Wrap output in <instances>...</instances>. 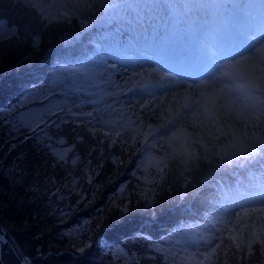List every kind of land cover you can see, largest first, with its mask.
Segmentation results:
<instances>
[{
    "label": "trees",
    "instance_id": "16d2710c",
    "mask_svg": "<svg viewBox=\"0 0 264 264\" xmlns=\"http://www.w3.org/2000/svg\"><path fill=\"white\" fill-rule=\"evenodd\" d=\"M79 2L0 0V23L7 30L0 36L2 260L21 264L26 256L25 264H182L185 257H173L175 239L192 231L193 223L179 214L177 203L194 196V209L204 205L215 195V180L202 182L208 165L181 175L182 168L173 162L157 184L160 175L153 158L161 153H148L137 162L130 157L134 146L123 135L113 143L116 130L127 124L132 137L138 122L121 113L107 126L99 125L96 120L107 118L105 99L90 120L63 114L71 90L85 89L101 70L55 57L62 40L80 27L78 18L91 21L104 8L99 2L91 9L75 7ZM92 41L84 34L58 52L74 59ZM127 160L130 165L125 166ZM244 223L247 240L252 227ZM98 234L103 244L95 241ZM228 237L210 264H264L259 243L248 255L246 246L237 250Z\"/></svg>",
    "mask_w": 264,
    "mask_h": 264
},
{
    "label": "snow or ice",
    "instance_id": "6c2138e0",
    "mask_svg": "<svg viewBox=\"0 0 264 264\" xmlns=\"http://www.w3.org/2000/svg\"><path fill=\"white\" fill-rule=\"evenodd\" d=\"M96 3L97 0H91V2L80 0L75 7L91 9L96 6ZM217 4H219L218 0ZM111 6L116 7L117 5ZM246 39L251 43L243 51L252 53V55L244 57L243 60L250 62L254 71H249L240 77L241 83L238 89L213 87L211 91H208L205 86L196 83L194 86H183V91L172 94L171 99H168L169 93L165 92L161 97H153L152 100L139 104V109L143 110L145 119L159 121L156 124L148 123L145 131V120L137 115L139 123L135 129H132L135 133L132 136L133 142L141 135L145 141L149 137L159 141L161 155L159 158H153L156 171L160 175L159 181H156L157 184L164 181L166 169L173 162L182 168L181 175L184 172L200 169L202 165L211 167L217 164L235 163L238 167H245L258 163L264 167V59H257L255 55L256 45L264 46V38L258 37L255 31H251L246 34ZM220 55L223 58L224 54L220 53ZM241 62L237 60L235 64ZM134 75L138 74L134 73ZM128 83V80L124 81L125 85ZM209 83L205 81L204 85ZM138 84L139 82H134V87ZM237 90L242 91V95L234 99L232 93ZM128 91H133V88H129ZM69 114L80 115V113L71 112ZM87 115L91 117L92 113H87ZM181 122L184 124L182 125ZM178 125L181 126L177 127ZM171 129L176 130L171 131L169 135ZM105 135L109 133L106 132ZM115 135L119 137L121 132L118 131ZM221 140L224 142L220 143ZM58 142L65 143L64 140ZM113 143L116 141L113 140ZM149 146L155 148L157 145L150 144ZM136 150L141 151L139 148ZM59 159L63 160L64 157L61 156ZM259 205V207L243 209L237 213L235 220L216 221L215 223L222 224L224 227L218 229L220 236L213 234L210 240L214 238L220 243L211 247L208 252L187 255L182 264L184 262L186 264H210L224 242L223 234L226 230L229 233L228 238L237 250L246 246L247 254L251 255L253 245L259 243L262 246L261 251L264 252V237L261 236V233H264V223H261L264 221V200H260ZM253 215H255V220L252 221V231L250 237L245 240L243 232L248 225L241 224V220ZM229 223H232L234 227L228 228ZM236 225H239V228H236ZM79 250L84 251L83 248ZM243 258L241 253V259Z\"/></svg>",
    "mask_w": 264,
    "mask_h": 264
},
{
    "label": "rangeland",
    "instance_id": "374dc122",
    "mask_svg": "<svg viewBox=\"0 0 264 264\" xmlns=\"http://www.w3.org/2000/svg\"><path fill=\"white\" fill-rule=\"evenodd\" d=\"M46 1L47 0H39V2L43 4L46 3ZM105 1L111 2L112 0ZM178 9L180 10V7H178ZM163 14H165L164 7H158L157 9L151 8L147 13L143 12L140 17L131 15L122 16L120 14L119 17L122 18L120 24L117 27H111L110 30L104 32L100 37H98V43L96 46L97 48L94 54L96 57L94 61H97L101 65L106 64L105 67L107 68L105 73L99 74V76L106 78L105 81L110 82L112 87H118L117 94L112 95L111 98H115L114 100L118 102V105L123 106L125 110L133 113L135 115V120H137V115H139L141 119H144L145 131L147 130L148 123L156 124L159 123V121L145 119L143 110L139 109V104L152 100L153 97H161L165 92H167V90L165 89L158 92V96H155V94H150L146 97L143 96V92L148 90L143 89V85L152 81L161 82V76L156 72H151L149 70L142 71L144 66H151V69L153 70L156 66L155 62H153V64L150 63L142 65L132 64V67L131 62L133 63V61L137 59L139 53L143 54L144 52L143 47L139 44V42L135 40L136 36H145L149 32L150 28H153L154 33L158 35L165 24V20L162 17ZM6 31V27L2 23H0V36L4 35ZM132 45H134V47ZM90 57L91 55L88 59H90ZM245 65L246 68L248 67L250 71H254L250 63H246ZM157 68L160 69L159 65H157ZM134 73L138 75H134ZM221 74L222 68H216L210 73V75L208 76V80L211 82L217 81V83L212 87H222V85L218 86L220 84L218 82V77ZM125 80L129 81L127 85L124 84ZM134 82H139V84L134 87ZM124 88L127 89L124 90ZM129 88H133V92H135H127ZM181 89L175 88V91L174 89L168 90V93L170 95L174 91L173 94H175L176 92L178 93L183 91V88ZM93 94L94 92H90L88 96ZM76 98L77 96L73 95L66 96V99L68 100L67 102L73 103L70 105L69 112H73L75 110L76 112L87 113L90 105L87 104L85 100L82 103L80 101H76ZM96 98H99L98 94H96ZM113 107L114 105L111 106L110 109H112ZM32 114H35L36 116L37 111L34 110ZM99 123L104 124L103 121H99ZM181 124L183 125L184 122H181ZM180 126L181 125H178L177 127ZM175 130L176 129H171L168 134L170 135L171 131ZM189 130L191 131L190 128ZM129 134L130 132H128V134H126L125 136L127 139H130ZM223 142V140L220 141V143ZM150 144H156L157 146L155 148H152L149 146ZM137 147H139L142 151H150L151 149H155L158 151L160 149L159 141L157 139H153L152 137H149L147 141L143 140L137 143ZM249 189L250 192L248 197L246 198L238 195L235 200L231 202H226L223 199L216 201L215 205H213L211 208L214 210L217 209V213L215 214L217 218H212L211 222L215 225H219V223L215 222L219 220H225L227 218H230V221H232L235 220L237 213H240L243 209L259 207V201L264 200V181L256 183ZM208 213L209 212H206L205 215H207ZM190 216L192 217L193 215ZM252 217L255 219V215H253ZM230 226L234 227L232 223H230ZM208 229L213 230L214 226L210 224L200 226V234L205 235L206 237L204 238L198 240L187 238L189 241L178 242V248L175 252V256L182 258L189 252L198 254L211 246L216 239L210 240L209 238H207L206 234L209 233ZM214 234L216 235L217 232L215 231ZM3 238L4 236L0 232V240ZM88 242H90V240ZM98 242H102L101 238L98 239Z\"/></svg>",
    "mask_w": 264,
    "mask_h": 264
},
{
    "label": "bare ground",
    "instance_id": "6f19581e",
    "mask_svg": "<svg viewBox=\"0 0 264 264\" xmlns=\"http://www.w3.org/2000/svg\"><path fill=\"white\" fill-rule=\"evenodd\" d=\"M222 35H224V34H222ZM231 42L232 41V43L234 42V39L233 38H226L225 39V41L224 42ZM167 42H168V40H167ZM175 43V48L176 49H180L181 48V45L180 44H178L177 42H175V40H171L170 41V43ZM172 51V50H171ZM199 51L197 50V49H195L194 50V52L193 53H191L190 52V50H189V56L187 57V59H186V62H185V65H186V67L188 68V70H190L191 72H194V71H197L198 69H197V67H196V65L194 66L193 64H194V60H193V54H196V53H198ZM231 67L233 68L234 67V72L235 73H237L238 72V70L240 69V65H238V64H233V65H231ZM252 67V66H251ZM246 68V65L244 66V68L243 69H245ZM247 69V72H249L250 70H249V68L247 67L246 68ZM245 74V73H244ZM206 89H208V91H211V89L213 88V87H205ZM147 94H150V92H146ZM168 99H171V95H169L168 96Z\"/></svg>",
    "mask_w": 264,
    "mask_h": 264
},
{
    "label": "water",
    "instance_id": "95a60500",
    "mask_svg": "<svg viewBox=\"0 0 264 264\" xmlns=\"http://www.w3.org/2000/svg\"><path fill=\"white\" fill-rule=\"evenodd\" d=\"M0 264H3L1 258H0Z\"/></svg>",
    "mask_w": 264,
    "mask_h": 264
}]
</instances>
